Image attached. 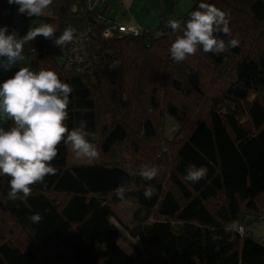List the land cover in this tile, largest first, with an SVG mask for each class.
Listing matches in <instances>:
<instances>
[{
	"label": "trees",
	"instance_id": "1",
	"mask_svg": "<svg viewBox=\"0 0 264 264\" xmlns=\"http://www.w3.org/2000/svg\"><path fill=\"white\" fill-rule=\"evenodd\" d=\"M202 2L226 12L231 37L215 35L238 46L220 55L198 46L177 63L169 49L182 33L167 21L183 26ZM192 3L178 17L161 15L156 30L141 25L139 35H103L98 15L111 18V0L92 12L82 0H52L31 17L57 37L68 28L86 34L63 47L37 36L24 50L32 70H52L72 87L65 125L70 131L85 120L107 159L74 163L61 142L56 174L32 185L27 199H9L10 177L0 174V264H264V237L248 229L264 223V0ZM73 46L82 48L81 62L65 56ZM12 126L8 118L6 130ZM142 164L156 165L157 177H140ZM191 164L207 169L197 183L184 180ZM120 184L123 199L114 191ZM149 185L151 200L143 195ZM129 200L124 228L144 252L160 250L142 260L120 246L111 219L113 206ZM36 212L39 223L30 219ZM232 221L249 235L226 232Z\"/></svg>",
	"mask_w": 264,
	"mask_h": 264
},
{
	"label": "clouds",
	"instance_id": "2",
	"mask_svg": "<svg viewBox=\"0 0 264 264\" xmlns=\"http://www.w3.org/2000/svg\"><path fill=\"white\" fill-rule=\"evenodd\" d=\"M8 3L18 5L19 14L37 17L51 5L52 0H8ZM229 23L225 11L203 2L189 14L183 26L180 21L169 19L167 26L174 33H182L170 46L171 58L181 63L195 55L198 46L205 53L216 55L226 52L229 47L238 46L236 39L226 42L215 35L222 32L231 37ZM55 34L56 30L50 24L30 28L23 37L15 30L9 32L7 25L0 27V69L10 71L17 65L23 59L24 44L37 36L53 39L60 47L71 43L74 36L70 28L58 37ZM72 91V87L62 82L54 71L42 69L35 72L27 67L19 68L0 83V115L14 121V126L8 130L0 127V174L10 177L9 199H27L32 194V185L41 183L46 186L45 177L57 172L51 162L57 156L61 142L70 146L77 159H99L100 151L90 139L95 138L96 133L87 129V122L80 120L79 125L70 131L65 125ZM158 173L156 165L142 164L137 174L145 181H151ZM206 174V167L191 164L186 168L184 180L197 183ZM114 191L123 199L127 187L120 184ZM155 194L156 188L152 185L146 187L143 193L148 200ZM30 219L39 223L42 216L36 212ZM225 231L242 235L244 230L238 221H232L225 226Z\"/></svg>",
	"mask_w": 264,
	"mask_h": 264
},
{
	"label": "rangeland",
	"instance_id": "3",
	"mask_svg": "<svg viewBox=\"0 0 264 264\" xmlns=\"http://www.w3.org/2000/svg\"><path fill=\"white\" fill-rule=\"evenodd\" d=\"M123 5L126 7V12H121V0H111V9L108 12V16L114 18L118 21H123L126 23L138 22L142 26H149L152 29H158L160 23L161 15H171L172 17H178L181 14L186 13L193 5L192 0H122ZM2 8H7L9 10L15 11L17 9V5L9 4L8 0H4L3 4L0 6ZM28 25H31L32 29L40 27L45 24V21L40 18H36L35 20H28ZM62 62L63 60L60 59ZM27 67L30 70L32 65L29 59L24 61H19L17 65H15L10 71H3L0 69V83L3 80L9 78L14 75L15 71L19 68ZM34 71V70H32ZM8 118L0 115V126L5 124L7 126ZM170 126V120L169 125ZM107 159V157L102 156L100 154L99 159L96 160H88V159H77L75 154L71 151V161L74 163H90L93 161H102ZM133 202L129 200L126 204L123 205H114V213L115 216L112 219L113 223H116L118 228L121 231V239L119 244L123 249H125L129 255H132L135 258H139L142 260L144 258H148L154 256L156 253H159L160 250L158 247H154L150 250H146L144 252L142 245L134 239L132 236L128 234L125 225H129L132 221V206ZM124 225V226H123ZM253 234L258 238L264 237V223L260 221H254L249 225ZM137 245L139 249L143 252L142 256H137L138 252L133 245ZM43 257V256H42Z\"/></svg>",
	"mask_w": 264,
	"mask_h": 264
},
{
	"label": "built area",
	"instance_id": "4",
	"mask_svg": "<svg viewBox=\"0 0 264 264\" xmlns=\"http://www.w3.org/2000/svg\"><path fill=\"white\" fill-rule=\"evenodd\" d=\"M110 0H82L84 6L92 11L101 9L102 6L107 5ZM121 12H126V7L123 5V1L121 0ZM32 19L26 14H19L18 9L15 11L9 10L7 8L0 7V27L7 25L9 32L15 30L20 37H23L27 32L28 28L26 25V20ZM98 20L102 21L103 30L102 33L105 37L112 36L115 32L121 34L128 35H139L143 31V27L138 22L126 23L123 21H118L114 18H106V16L98 15ZM73 30L74 36H79L84 38L86 36L85 33H80L76 28H71ZM73 36V37H74ZM81 53L82 48L80 46H73L70 48L69 52H65V56L69 59V62H81ZM27 53L23 49L22 60L27 58ZM261 221H264V214L260 217ZM243 234L249 235L248 232H245V228L243 227ZM242 234V235H243Z\"/></svg>",
	"mask_w": 264,
	"mask_h": 264
},
{
	"label": "crops",
	"instance_id": "5",
	"mask_svg": "<svg viewBox=\"0 0 264 264\" xmlns=\"http://www.w3.org/2000/svg\"><path fill=\"white\" fill-rule=\"evenodd\" d=\"M0 127H3L5 130H6V125L5 124H3L2 126H0Z\"/></svg>",
	"mask_w": 264,
	"mask_h": 264
}]
</instances>
